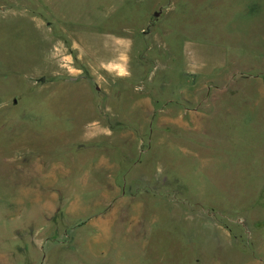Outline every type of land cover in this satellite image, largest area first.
I'll use <instances>...</instances> for the list:
<instances>
[{
	"label": "rangeland",
	"instance_id": "obj_1",
	"mask_svg": "<svg viewBox=\"0 0 264 264\" xmlns=\"http://www.w3.org/2000/svg\"><path fill=\"white\" fill-rule=\"evenodd\" d=\"M4 1L0 264H264V0Z\"/></svg>",
	"mask_w": 264,
	"mask_h": 264
},
{
	"label": "crops",
	"instance_id": "obj_2",
	"mask_svg": "<svg viewBox=\"0 0 264 264\" xmlns=\"http://www.w3.org/2000/svg\"><path fill=\"white\" fill-rule=\"evenodd\" d=\"M8 9H9V3L7 1L0 0V20H1L0 24L3 23L2 20H4L8 15ZM0 104H1V99H0Z\"/></svg>",
	"mask_w": 264,
	"mask_h": 264
}]
</instances>
